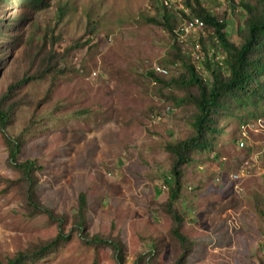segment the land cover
Here are the masks:
<instances>
[{
    "label": "rangeland",
    "instance_id": "374dc122",
    "mask_svg": "<svg viewBox=\"0 0 264 264\" xmlns=\"http://www.w3.org/2000/svg\"><path fill=\"white\" fill-rule=\"evenodd\" d=\"M154 1L47 0L46 7L28 9L20 26L15 20L25 9L0 5V95L32 79L15 89L20 106L8 133L27 134L21 160L42 166L40 200L67 216L63 231L71 236L48 257L26 264H119L111 247L88 245L73 230L82 193L90 238L120 240L121 264H137L141 256L140 264H174L183 253L165 206L173 162L166 146L194 135L195 108L163 98L148 76L167 68L170 78L183 70L166 63L172 37L149 22L163 15ZM201 2L240 43L242 9L232 5L239 0ZM176 3L170 9L177 30L184 13ZM182 45L194 52L192 43ZM205 47L222 56L215 40ZM194 60L200 67L202 59ZM41 74L46 77L33 79ZM253 110L256 117L242 108L240 118L225 119L211 149L194 153L184 166L175 208L194 242L184 264L264 262V108ZM19 178L0 133V264L59 234L47 214H28L20 185L11 183Z\"/></svg>",
    "mask_w": 264,
    "mask_h": 264
},
{
    "label": "trees",
    "instance_id": "16d2710c",
    "mask_svg": "<svg viewBox=\"0 0 264 264\" xmlns=\"http://www.w3.org/2000/svg\"><path fill=\"white\" fill-rule=\"evenodd\" d=\"M3 1L17 5L16 7L20 9H25V15L15 20L19 26L29 20L28 9L34 11L48 5L47 0H0V5ZM154 3L156 7L158 6V12L161 10L160 7L163 8V15L160 19L149 18V22L162 25L172 37V59L167 60L166 63L171 65L180 63L183 70L178 75L170 76V78L165 76L168 74L167 68H163L162 75L151 70L148 72V76L154 83L160 85L159 94L163 98L169 99L167 95H170L178 107L190 105L195 108L191 122L194 135L185 140L169 143L166 146L173 162L170 170L171 183H168L169 196L165 206L167 213L171 215L174 222L171 233L183 249L182 255L174 264H184L194 248V242L182 232L184 217L175 208L183 188L184 166L192 162L194 153L211 149L216 136L224 132V127L221 125L225 119L240 118L238 112L242 108H245L252 117H256L253 108L259 106L264 108V0H239V2L232 4L234 11L238 7L242 9L240 13L243 16V25L239 31L241 44L229 38L227 22L219 20L201 0H184L183 4L189 8L191 14L200 18L205 25V33L198 42L201 46V52L197 53L184 50L182 41L175 32L176 28L171 23L172 10L158 0H155ZM177 5L176 3L175 6L177 7ZM63 13L64 9L60 8V14L63 15ZM1 29L0 21V33ZM15 39L21 40V35ZM208 39L216 41L223 57L220 56L218 50L212 53L207 50L205 46ZM190 43L194 47L195 42ZM195 57L202 59L200 67L198 62L194 60ZM44 77H46L45 74H41L33 79ZM30 80L32 79L27 78L20 81L19 84L11 86L6 94L0 95V133L8 149L9 165L20 173V178L11 183L20 185L26 211L30 216L47 214L51 223L58 224L59 234L53 240L43 242L26 252L18 253L15 257L8 259L5 264L36 263L48 257L71 237L65 235L63 231L68 221L67 216L56 214L54 210L46 207L40 200L38 172L43 169L42 166L38 160L30 158L21 160L27 134L13 136L8 133V128L14 124L15 113L20 106L19 102L13 100L16 95L15 89ZM166 90L169 91L165 92ZM172 92L183 94L178 96ZM171 109L168 107L165 111L168 112ZM73 224V230H77L88 245L111 247L118 263L123 262L124 247L120 240L98 235L90 238L87 232V197L85 193L80 195L79 209ZM142 259L141 256L137 260V264H140Z\"/></svg>",
    "mask_w": 264,
    "mask_h": 264
},
{
    "label": "built area",
    "instance_id": "2783aa9c",
    "mask_svg": "<svg viewBox=\"0 0 264 264\" xmlns=\"http://www.w3.org/2000/svg\"><path fill=\"white\" fill-rule=\"evenodd\" d=\"M161 4L166 6L167 8H171L172 3H174L175 0H158ZM178 4H182L181 8L184 10L187 16H184L181 18L180 23L178 24L177 30L175 29V32L177 33L179 39L182 42H195L193 50L197 52H201V46L199 42L200 37L205 33V25L203 21L189 13V10L187 8H184L185 5L182 3L184 0H176ZM162 117V115H159ZM158 117V118H160Z\"/></svg>",
    "mask_w": 264,
    "mask_h": 264
},
{
    "label": "clouds",
    "instance_id": "9594fccd",
    "mask_svg": "<svg viewBox=\"0 0 264 264\" xmlns=\"http://www.w3.org/2000/svg\"><path fill=\"white\" fill-rule=\"evenodd\" d=\"M182 3H183V1H182ZM175 6V5H174ZM186 7V6H185ZM188 10H189V8L188 7H186ZM190 11V10H189ZM182 12L184 13V16H187L186 15V13L184 12V10H182ZM190 14H191V12H190ZM191 15H193V14H191ZM178 27V26H177Z\"/></svg>",
    "mask_w": 264,
    "mask_h": 264
}]
</instances>
